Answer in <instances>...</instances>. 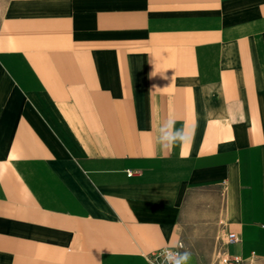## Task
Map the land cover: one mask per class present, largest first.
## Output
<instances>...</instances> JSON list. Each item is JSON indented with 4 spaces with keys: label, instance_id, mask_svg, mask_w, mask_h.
I'll return each instance as SVG.
<instances>
[{
    "label": "crops",
    "instance_id": "obj_1",
    "mask_svg": "<svg viewBox=\"0 0 264 264\" xmlns=\"http://www.w3.org/2000/svg\"><path fill=\"white\" fill-rule=\"evenodd\" d=\"M2 9L0 264L264 261V0Z\"/></svg>",
    "mask_w": 264,
    "mask_h": 264
},
{
    "label": "clouds",
    "instance_id": "obj_2",
    "mask_svg": "<svg viewBox=\"0 0 264 264\" xmlns=\"http://www.w3.org/2000/svg\"><path fill=\"white\" fill-rule=\"evenodd\" d=\"M177 120L173 117L162 121L156 136V143L161 152L171 151L175 147L191 143L194 140L196 129L187 125L177 127ZM182 245H176L160 252L161 264H191L192 253L187 250H181ZM147 259V257H145ZM148 264H152L148 260Z\"/></svg>",
    "mask_w": 264,
    "mask_h": 264
},
{
    "label": "built area",
    "instance_id": "obj_3",
    "mask_svg": "<svg viewBox=\"0 0 264 264\" xmlns=\"http://www.w3.org/2000/svg\"><path fill=\"white\" fill-rule=\"evenodd\" d=\"M226 241H227L228 244H230V243H236V242L239 241V237L235 233H228L227 234ZM178 245H182L184 247V245H183L182 242H179ZM164 249H167V248H164ZM181 250H183V248ZM160 252H161V250L159 252H156V253L152 254L149 257V260L152 261V264H161Z\"/></svg>",
    "mask_w": 264,
    "mask_h": 264
},
{
    "label": "rangeland",
    "instance_id": "obj_4",
    "mask_svg": "<svg viewBox=\"0 0 264 264\" xmlns=\"http://www.w3.org/2000/svg\"><path fill=\"white\" fill-rule=\"evenodd\" d=\"M7 0H0V17L1 13L3 11L2 7L5 4ZM202 264H226L227 260H224L220 258L219 260H200ZM244 264H264V261H258V260H253L249 262H245Z\"/></svg>",
    "mask_w": 264,
    "mask_h": 264
}]
</instances>
